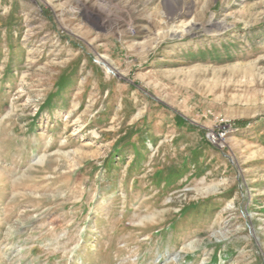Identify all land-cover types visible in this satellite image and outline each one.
Wrapping results in <instances>:
<instances>
[{
    "label": "rangeland",
    "instance_id": "1",
    "mask_svg": "<svg viewBox=\"0 0 264 264\" xmlns=\"http://www.w3.org/2000/svg\"><path fill=\"white\" fill-rule=\"evenodd\" d=\"M0 264H264V0H0Z\"/></svg>",
    "mask_w": 264,
    "mask_h": 264
},
{
    "label": "bare ground",
    "instance_id": "2",
    "mask_svg": "<svg viewBox=\"0 0 264 264\" xmlns=\"http://www.w3.org/2000/svg\"><path fill=\"white\" fill-rule=\"evenodd\" d=\"M169 1V0H168ZM180 1V0H179ZM166 3V2H165ZM187 3V2H186ZM189 3V2H188ZM169 6V5H168ZM185 6V5H184ZM183 6V8H184ZM191 6V5H190ZM189 6H186V8ZM167 8V7H166ZM165 12V11H164ZM170 12V11H169ZM167 12V13H169ZM162 13V12H161ZM176 13V12H175ZM184 13H189V8H187V10H184ZM178 14V13H177ZM165 17V16H164ZM171 18V17H170ZM173 18V17H172ZM181 19V18H180ZM180 21V20H179ZM189 21V20H188ZM167 22V21H166ZM170 24V23H169ZM199 24V23H198ZM187 26V24L185 22L182 21V24L177 26V27H172L171 30H169V32H171V36H179V32L180 29H184ZM195 26L194 24H190V29ZM189 27V26H188ZM225 27V25L223 23H218V22H213L212 20L210 21V23L208 24V26L205 28L207 31H214V30H220L221 28L223 29ZM167 29V28H166ZM194 29V28H193ZM165 34V33H164ZM98 60L101 61L105 66L106 69L109 70H113V72L117 73L116 69H112L110 67V65L107 63V60L103 57V56H99ZM217 140V139H216Z\"/></svg>",
    "mask_w": 264,
    "mask_h": 264
},
{
    "label": "built area",
    "instance_id": "3",
    "mask_svg": "<svg viewBox=\"0 0 264 264\" xmlns=\"http://www.w3.org/2000/svg\"><path fill=\"white\" fill-rule=\"evenodd\" d=\"M217 137L216 136H213L212 140L213 141H216Z\"/></svg>",
    "mask_w": 264,
    "mask_h": 264
}]
</instances>
